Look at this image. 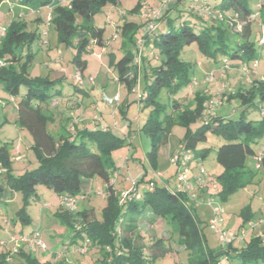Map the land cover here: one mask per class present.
Masks as SVG:
<instances>
[{
	"label": "trees",
	"instance_id": "16d2710c",
	"mask_svg": "<svg viewBox=\"0 0 264 264\" xmlns=\"http://www.w3.org/2000/svg\"><path fill=\"white\" fill-rule=\"evenodd\" d=\"M11 1L32 11L52 8L50 27L56 33L57 43L75 50L71 62L82 75L86 68L82 55L89 52L90 45L102 47L105 44V29L94 24V17L107 5L121 8L126 0H69L68 5L60 4V0ZM180 1L170 0L149 32H141L144 25L141 20L126 18L139 12L140 1L127 13L120 11L114 31L121 38L122 55L116 62L110 60L109 63L117 81L133 93L138 79L133 63L137 50L134 43L146 37V50L140 56L138 69L144 80L138 89V111L145 114L139 131L150 140L146 160L152 170H156L159 149L168 143L175 126L183 128L182 138L170 149L171 156L178 153L188 158L189 169L203 168L207 172L202 162L213 153L222 170L210 182L217 186L214 197L225 203L234 193L251 185L258 173L264 175V143L261 142L264 76L245 83L246 76L254 75L258 55L264 50L261 42L264 23L257 21L264 11V2L258 0L254 10L248 0H184L187 9L180 11ZM171 12L177 15L171 18ZM187 15L192 17L190 24ZM26 29L23 19L13 20L6 26L0 42V60L6 61L0 68V91L13 99L21 98L16 105L15 121L28 132L29 149L34 157L31 166L16 171L7 146H0V164L5 168L0 177V195L9 193L13 199L14 194H19L21 200L14 218L8 219L0 211V231L4 236L0 239V264H77L68 261L71 252L88 255L82 264H163L169 256L173 257L171 264H264V239L257 235L260 231L254 234L257 226L249 228L247 237L222 244L216 250L210 249L203 234L204 223L194 213L192 201L197 198L194 194L178 189L175 182L164 186L153 177L145 179L144 173L136 179L120 174L111 162V153L119 139L107 129L75 128L58 136L49 133L47 122L52 118L42 112V104L54 103L63 97L61 102L68 106L67 101L71 99L52 85L54 81L29 75L34 55L32 47L39 41L40 34ZM192 45L206 61L220 65L218 71L208 69L204 84L209 76H212L211 82L222 81V75L228 74L222 71L225 68L238 71L234 82L224 87L228 93H221L225 98L223 106L235 101L242 108L238 119L207 113L203 108L204 89L174 98L180 89L193 86L190 73L193 62L180 58L181 52ZM163 92L166 99L161 97ZM76 105L73 106L78 107L79 102ZM250 109H259L258 120L246 119ZM211 138L221 143L207 147ZM258 158L259 167L251 169L248 159L256 162ZM205 178L204 175L194 176L188 184L194 188L203 186ZM94 179L104 182L107 196L98 218L91 217L95 211L87 204L88 197L99 195L91 184ZM41 185L57 199L56 204L47 203V208L55 209L60 223L72 230L69 246L61 256L51 253L44 258L36 257L35 253L44 252L46 247L27 252L25 244L19 242L18 247L13 248L16 258L9 249L10 239L19 241L37 231L25 233L24 227L31 222L26 209L31 200L37 199L36 189ZM71 201L76 206L68 211L63 204ZM61 206L64 213L60 214L57 208ZM254 215L248 209L243 210L240 213L242 226L253 220ZM77 220L79 227L73 225ZM10 225L14 229L8 228ZM261 225L264 229V218ZM73 245L77 247L73 249ZM181 253L183 261L178 257Z\"/></svg>",
	"mask_w": 264,
	"mask_h": 264
},
{
	"label": "rangeland",
	"instance_id": "374dc122",
	"mask_svg": "<svg viewBox=\"0 0 264 264\" xmlns=\"http://www.w3.org/2000/svg\"><path fill=\"white\" fill-rule=\"evenodd\" d=\"M138 1L141 2L139 12L136 15H127L126 18L135 21L141 20L144 24L141 27V32H143L146 27L150 26V28H153L152 26L154 24L152 21L148 18L143 19L142 12L143 10L156 7L160 4V0H126L122 2L121 8L118 9L114 8L112 5H107L94 17V24L105 29V44L102 47L90 45L88 49L89 52L82 55V59L86 62V68L82 73L83 84L76 81V69L71 62L75 50L66 47L62 43H57L56 33L53 28L49 27L46 29L45 27V22L48 18L47 14H49L47 8L43 7L39 10L32 11L14 2L9 3L7 0H2L0 4V25L5 28L11 21L23 19L27 24L26 30L28 31L41 35L44 30H48L46 37L40 36L41 40L45 39L48 43V47L38 49L37 46L40 48L38 40L33 44L32 51L34 55L31 66L28 68V73L31 77H40L54 81L55 83L52 85H56L57 87H55L57 89H61L64 96L69 95L71 101H67V103L72 105L71 107H66L67 104L61 102L63 97L56 100L54 103L46 102V104H42V112L52 118V120H48L47 122V131L49 133L58 136L60 133L65 134L67 130L72 132L75 128L79 130L84 128L90 130L105 128L119 139L117 147L111 153V162L115 164L120 174L131 177V179H136V177L144 173L145 179L153 177L160 184L167 186L169 183L173 184L176 177L174 175L176 167H173L170 163V149L182 138L184 129L178 126L172 129V134L168 143L163 146V148L161 147L159 149L157 169L152 170V167L145 157L147 151L150 149V140L139 131V127L145 119V114L138 111L140 97L137 92V90L140 89V85L143 84V74L140 72L138 73L139 67L136 66L135 70L138 74L136 88L133 93L128 92L126 88L117 81L109 63L110 60L116 62L117 58L122 55L120 54L122 50L120 49L121 38L119 34L117 33V40L113 39L114 33H116L114 31V24L119 22V13L120 11H125L127 13ZM167 1L169 4L170 0ZM216 1L219 2L220 0H213V2ZM257 1L258 0H248V4L255 10L254 4ZM261 1L264 2V0ZM183 3L184 0L180 1L178 4V9L180 11H186L187 9V6ZM176 15V12L170 13L171 18ZM186 17L188 19V24H190L192 17L188 15ZM36 18H40V24ZM257 21L264 23V11L257 17ZM147 31L149 32L150 29H147ZM145 38L146 37H142L139 41H135L134 43L138 50L137 54L140 53L142 56L144 55V50H146L145 44L147 39ZM180 58L183 61L193 62L190 68L193 86L191 89H180L174 98H178L184 93L193 95L194 91H200L202 88L197 85L201 84L202 86L204 75H206L204 71L207 69L218 71L217 69L220 67V65L217 66V64L206 61V59L199 54L194 45L183 50ZM257 60L256 62L258 63L254 75L249 74L245 77V83L247 84L253 79H261V76H264V50L260 52ZM200 62L203 65L202 67L200 66ZM223 70L230 71L228 68ZM89 79L92 80L91 83ZM231 79L232 78L228 79L227 76L223 74L222 81L207 82L203 91V94L206 96L203 108L207 113H212L215 116L228 115L230 119L239 118L242 108L237 105V102L233 101L223 106L225 98L221 93H228L227 89L224 87L231 83ZM52 85L50 86L53 87ZM52 90L50 89L51 93H53ZM161 94L163 99L167 98L164 92ZM104 96L109 99H114L118 96V101H114L112 105H109L103 102L102 99ZM20 99L19 97L13 99L11 96L0 91V146H7L11 164L15 168H21L25 164H28L27 160H29V158V161H33L31 158L34 159L33 153L31 149H29L31 138L28 132L15 121L16 105L19 103ZM76 102L80 103L78 107H74L77 106ZM216 102L220 104L216 106ZM259 116V109H250L247 111L245 117L247 120H258ZM196 125H198V123H196ZM261 142L264 143V137ZM220 143L221 140L211 138L206 146H216ZM203 161L202 165L211 177L205 178V185L195 187V189L192 190L197 198L190 201H192V205L195 208L194 213L196 218L204 223L203 234L209 248L216 250L222 245L219 235L215 231H211L208 227V221L211 218L212 208L214 207H218L221 210V222L224 229L228 232L236 235L238 231L244 230L246 232L245 236L247 237L250 233L249 228L257 226L254 229L256 230L254 234L260 231L257 235L264 239V229L261 225L262 219L264 218V175L258 173L251 185L244 190L237 191L228 201L222 203L218 197H214L217 186H213L210 182L215 175L221 173L222 169L216 164L213 153L209 154ZM247 164L251 169H256V162L254 160L248 159ZM4 170L5 168L0 164V177ZM194 176H200L198 168L189 169L187 175L188 180L192 179ZM120 178L121 177L118 178V181ZM91 184L99 195H91L88 197L87 204H90L95 211V214H92L91 217L98 218L100 210L106 204L105 198L107 196L104 191L105 185L104 182L96 179H94ZM36 194L38 196L37 199L31 200L26 209L31 218V222L24 227V232L28 233L32 230H37L41 235V240L46 250L44 252L38 251V253H35L36 257L47 258L51 253H58L61 256L62 251L66 249V246H69L68 240L72 230L67 229V227L60 223V220L55 216V209L47 208V203H57L56 197L42 185L37 187ZM20 206L21 200L19 194H14L12 199L9 193H1L0 211L2 214L5 213L8 219L15 217V213ZM63 206L68 211H71L66 207V204H63ZM57 209L60 214L64 213L62 206ZM245 209H248V211L250 210L255 215L253 220L245 222L242 226L243 218L240 216V213ZM73 225L79 227L80 223L77 220ZM15 226L18 228L19 224L17 223ZM142 226V229H145V226ZM8 228L14 229L11 225ZM2 238H4L3 232L0 231V239ZM18 245L19 243L14 242H11L9 245V249L13 252L11 255L16 258H18V256L13 251V248H17ZM71 247L74 249L77 246L73 245ZM24 250L30 252L26 245L24 246ZM178 250L180 251L181 248ZM7 254L8 257L9 253ZM68 255V261H76L77 264L84 263V259L88 256L87 254L77 255L72 252ZM178 257L180 260L184 259L182 253L178 254ZM171 263H173L172 256H169L163 262V264Z\"/></svg>",
	"mask_w": 264,
	"mask_h": 264
},
{
	"label": "built area",
	"instance_id": "2783aa9c",
	"mask_svg": "<svg viewBox=\"0 0 264 264\" xmlns=\"http://www.w3.org/2000/svg\"><path fill=\"white\" fill-rule=\"evenodd\" d=\"M60 4L62 5H68L69 0H60L59 1ZM168 5V1L167 0H160V4L157 5L154 8H150L148 10H143L142 12V17L143 19L148 18L149 20L152 21V23H154L153 21L158 19L159 15L161 14L162 11H164V9L167 7ZM47 10L49 11L48 18L47 21L45 22V27L46 29L49 28L50 25V14L52 13V8L51 7H47ZM146 13H145V12ZM154 28V25L152 26ZM153 28L146 27L145 30L150 29L152 30ZM5 28L1 27L0 25V42L2 40V38L5 35ZM48 33V30H44L43 33L40 35L41 37H46ZM117 33H114L113 39L117 40ZM262 43H264V39L261 40ZM39 46L40 47H47L48 43L44 40H41V38L39 39ZM137 51L135 52L134 58H133V63L139 67L140 64V56L141 54L138 53ZM6 65V61L4 60H0V68L4 67ZM257 64H255L256 67ZM76 81H78V83L83 84V78L82 75L79 71L76 70ZM212 81V76H209L207 78V82H211ZM89 82L91 83L92 80L89 79ZM138 92V90H137ZM103 102L112 105V103H114V101H118V96H116L114 99H109L107 97H103ZM220 103H215L216 106H218ZM180 160V161H179ZM187 160L188 158L186 157H180V155L178 153H174L171 158H170V163L173 167H176V172H175V185L178 189L180 190H188L193 194V189H195L193 186H191L190 184H188V172H189V168L187 166ZM259 158L256 160V168L259 167ZM199 174L200 175H204V177L208 178L210 175L208 172H205L203 170V168L199 169ZM127 194V193H126ZM125 194V195H126ZM195 195H193L194 197ZM212 206V205H211ZM66 207L69 210H74L75 208V203L73 201L69 202L68 204H66ZM210 220L208 221V227L211 231H215L218 235H219V239L220 241H222V244L226 245V244H230L231 242H233L235 239H240L243 238L246 234V232L244 230H241L240 232H238L236 235L228 232L227 230L224 229V226L221 222V210L218 207H214L212 208V215L210 216ZM10 242H14V243H23L27 246V249H29L30 251H35L38 249H44L45 246L41 240V237L39 235V233L37 231L33 232L32 234H30L27 237H21L20 240H15L14 238L10 239ZM83 252V251H81Z\"/></svg>",
	"mask_w": 264,
	"mask_h": 264
},
{
	"label": "crops",
	"instance_id": "0c3cea01",
	"mask_svg": "<svg viewBox=\"0 0 264 264\" xmlns=\"http://www.w3.org/2000/svg\"><path fill=\"white\" fill-rule=\"evenodd\" d=\"M9 3L10 2H13V1H11V0H7ZM16 4V3H15ZM18 5V4H17ZM37 20H38V22H39V24L41 23V20H40V18H36ZM38 24V25H39ZM37 48L39 49V47L37 46ZM32 50H33V47H32ZM201 67L203 66L202 64L200 65ZM224 72H227L228 74H227V78L228 79H230V78H232L231 80H230V82L231 83H233L234 82V79H235V75L238 73V71L237 70H230V71H227V70H223ZM204 72H208V69L207 70H205ZM233 76V77H232ZM230 77V78H229ZM262 77V76H261ZM207 84H204V82H203V84H202V86H201V84H199V85H197L198 87H201L202 89H204L205 88V86H206ZM197 87V88H198ZM201 89V90H202ZM200 90V91H201ZM80 92H82V91H80ZM79 105H80V103H79ZM78 105V106H79ZM69 107H71L72 105H68ZM66 107H67V105H66ZM55 114V113H54ZM58 114V113H57ZM25 130V129H24ZM26 131V130H25ZM16 147V146H15ZM17 148V147H16ZM29 160H30V158H29ZM29 160H27L28 161V164H25L23 167H21V168H15V167H13V169H15L16 171H20V170H22V169H25V167L27 166V167H29V166H31V164L32 163H34V160H33V158H31V160H33V161H29ZM13 166V165H12Z\"/></svg>",
	"mask_w": 264,
	"mask_h": 264
}]
</instances>
